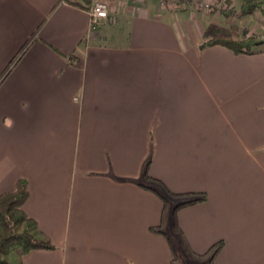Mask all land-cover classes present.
<instances>
[{
  "label": "crops",
  "instance_id": "1",
  "mask_svg": "<svg viewBox=\"0 0 264 264\" xmlns=\"http://www.w3.org/2000/svg\"><path fill=\"white\" fill-rule=\"evenodd\" d=\"M113 1L91 28L84 0H0V193L25 179L54 245L21 264H171L168 230L264 264V50L206 44L218 12Z\"/></svg>",
  "mask_w": 264,
  "mask_h": 264
},
{
  "label": "trees",
  "instance_id": "2",
  "mask_svg": "<svg viewBox=\"0 0 264 264\" xmlns=\"http://www.w3.org/2000/svg\"><path fill=\"white\" fill-rule=\"evenodd\" d=\"M84 1L85 4H81V6L88 10L91 0ZM225 2L229 5L228 9L231 10L232 1L225 0ZM255 11H259L264 15V0H241L239 12L242 16L252 14ZM210 28L213 29V35L207 39L206 44L208 45H222L234 54L253 53L264 50L262 48L264 40H258L255 35H249L245 30L239 34L236 27L226 30L219 25H210L208 29ZM152 180L159 182L155 179ZM163 189L169 196H178L168 191L165 187ZM152 190L156 191L166 206L168 202L167 196L162 191H157L154 188ZM187 195H190L191 198L180 202L176 208L204 199L202 196L193 193L180 196ZM28 196L27 181L22 178L16 180L12 189L0 193V264H21V257L32 250H49L54 248L49 238L38 229L36 221L24 212L22 206ZM152 230L159 233L162 232L159 227H152ZM186 247L190 256L196 259V264H213L215 256L222 247V242L219 241L213 244L201 254L193 252L188 246ZM171 248V264H177L179 257L175 254L172 246Z\"/></svg>",
  "mask_w": 264,
  "mask_h": 264
},
{
  "label": "rangeland",
  "instance_id": "3",
  "mask_svg": "<svg viewBox=\"0 0 264 264\" xmlns=\"http://www.w3.org/2000/svg\"><path fill=\"white\" fill-rule=\"evenodd\" d=\"M89 9L92 4L96 1H103L107 4L108 14H110V7L113 0H91ZM232 8L228 9L229 5L226 4L225 0H190V1H168L163 8L168 9H184L186 7L195 10L198 13L206 15L208 13L221 14L219 21L223 29L230 30L236 27L238 33L241 34L242 31H247L249 35H255L258 40H264V15L259 11H255L252 14L242 16L239 12V7L241 0H231ZM88 9V10H89ZM218 12V13H217ZM108 19V18H107ZM107 21V20H106ZM218 26V24H211V26ZM225 25V27H224ZM210 36H212L213 29L209 30ZM264 49V44L262 46ZM172 230H168L167 233L169 237L173 240V249L175 254L179 257L177 264H196V259H193L186 246H181L177 244L176 238L171 234ZM14 259V258H13Z\"/></svg>",
  "mask_w": 264,
  "mask_h": 264
},
{
  "label": "built area",
  "instance_id": "4",
  "mask_svg": "<svg viewBox=\"0 0 264 264\" xmlns=\"http://www.w3.org/2000/svg\"><path fill=\"white\" fill-rule=\"evenodd\" d=\"M168 1H180V0H159L161 5H164ZM89 13V22L91 28L99 27L104 24L108 18V7L107 4L103 1H96L92 4Z\"/></svg>",
  "mask_w": 264,
  "mask_h": 264
}]
</instances>
